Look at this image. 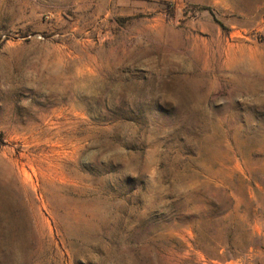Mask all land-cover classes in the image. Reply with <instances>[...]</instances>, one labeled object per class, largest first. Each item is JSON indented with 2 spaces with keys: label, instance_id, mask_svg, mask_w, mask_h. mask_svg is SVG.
I'll use <instances>...</instances> for the list:
<instances>
[{
  "label": "rangeland",
  "instance_id": "obj_1",
  "mask_svg": "<svg viewBox=\"0 0 264 264\" xmlns=\"http://www.w3.org/2000/svg\"><path fill=\"white\" fill-rule=\"evenodd\" d=\"M0 264H264V0H0Z\"/></svg>",
  "mask_w": 264,
  "mask_h": 264
},
{
  "label": "trees",
  "instance_id": "obj_2",
  "mask_svg": "<svg viewBox=\"0 0 264 264\" xmlns=\"http://www.w3.org/2000/svg\"><path fill=\"white\" fill-rule=\"evenodd\" d=\"M203 10H206L207 12H210V14L213 17L214 22H216L219 26H221L223 29H225L224 25L216 18V16L214 15L212 10H210L208 8H204Z\"/></svg>",
  "mask_w": 264,
  "mask_h": 264
}]
</instances>
